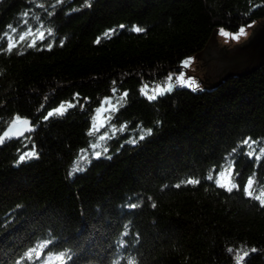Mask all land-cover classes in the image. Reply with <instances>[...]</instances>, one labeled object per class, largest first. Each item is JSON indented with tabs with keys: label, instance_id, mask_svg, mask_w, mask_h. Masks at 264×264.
Instances as JSON below:
<instances>
[{
	"label": "trees",
	"instance_id": "trees-1",
	"mask_svg": "<svg viewBox=\"0 0 264 264\" xmlns=\"http://www.w3.org/2000/svg\"><path fill=\"white\" fill-rule=\"evenodd\" d=\"M255 18L264 0H0V135L39 124L0 144V264H264V65L166 88Z\"/></svg>",
	"mask_w": 264,
	"mask_h": 264
},
{
	"label": "water",
	"instance_id": "water-1",
	"mask_svg": "<svg viewBox=\"0 0 264 264\" xmlns=\"http://www.w3.org/2000/svg\"><path fill=\"white\" fill-rule=\"evenodd\" d=\"M251 29L248 38L233 47H229L232 40L226 36L223 28L213 29L204 49L194 54L195 59L203 62L201 69L196 65L193 72L204 87L219 86L235 75L250 74L264 65V18L256 19ZM38 128L39 124L35 125L31 119L14 118L0 135L4 137L0 144L4 146L12 140H20Z\"/></svg>",
	"mask_w": 264,
	"mask_h": 264
},
{
	"label": "rangeland",
	"instance_id": "rangeland-1",
	"mask_svg": "<svg viewBox=\"0 0 264 264\" xmlns=\"http://www.w3.org/2000/svg\"><path fill=\"white\" fill-rule=\"evenodd\" d=\"M252 26L244 27L245 31L241 33L240 31H230L224 27L223 32L226 34L228 38H231L232 43L229 45V47H233L237 42H243L245 41L248 36L250 35L252 31ZM201 65H203L202 60H194L193 58L188 61L187 66H184L182 72L178 73L176 77L171 78L170 83L167 85L166 88H169L171 86H180L182 88H192L190 85L192 84H200L202 85L200 79L197 77V75L193 72L196 70V65L201 69ZM190 69V70H189ZM183 74V75H182ZM189 77H192L193 80H189ZM187 82V83H185ZM161 90H158V92ZM116 105L111 101L110 99L103 103L96 111L95 120L92 124V129L94 132H97L101 126H104L109 121V118L111 116L110 112L112 110H115ZM98 140H101V135L98 136Z\"/></svg>",
	"mask_w": 264,
	"mask_h": 264
},
{
	"label": "snow or ice",
	"instance_id": "snow-or-ice-1",
	"mask_svg": "<svg viewBox=\"0 0 264 264\" xmlns=\"http://www.w3.org/2000/svg\"><path fill=\"white\" fill-rule=\"evenodd\" d=\"M58 2H59V0H58ZM89 6H90V5H89ZM25 15H27V13H25ZM9 27H11V26H9ZM121 27H124V26L121 25ZM12 30L15 31V29H12ZM135 31L139 33V32H143L144 29L137 27V28H135ZM221 31H222V30H221ZM239 31H240L241 33H243V32L245 31L244 27H241V28L239 29ZM41 35L43 36V34H41ZM21 39H23V37H21ZM97 43H99V41H97ZM60 44H61V46H63V41H61ZM32 46H34V44H33V45H29V47H32ZM13 47H14V45L10 44V45H9V48H8V51L11 52V50H12ZM47 47H48V50H51V48L53 47V45L50 43V44H48ZM190 59H192V58H189V60H190ZM182 64H183L184 66H187L188 61H184V62H182ZM182 75H183V74H182ZM169 80H171V76H169ZM189 80H193V78H192V77H189ZM185 83H187V82H185ZM190 86L192 87V90H193V91H195V90L197 89V87H198V85H196V84H192V85H190ZM170 90H171V89H169V91H170ZM114 91H115V89H114ZM125 95H127V93H125ZM148 99L152 100V99H155V97H154V96H149ZM57 111H59V109H57ZM52 115H53V113H52V112H49V113H48V116H46L44 119H48V117H50V116H52ZM148 134H149V135L151 134V129L148 130ZM4 135L7 136V133H5ZM144 138H145L144 136H140V139H141V140H143ZM3 141H4V137H0V143H3ZM132 142H133V143H136L137 141L133 140ZM244 143L247 144L248 141L245 140ZM26 155L29 156V157H31V156H34L35 153H34V152H31V153H27ZM100 155H101L100 152H96V153H95V156H96V157H100ZM247 155H248L249 157H251V156H252V153L249 152V153H247ZM24 160H25V155H21V156L19 157V161L23 162ZM77 171H82V169H77ZM208 178L211 179V177H208ZM188 182H189V183H193V184H194V183H198V181H193V180H190V181H188ZM250 185H251V180H249V186H250ZM179 186H180V185H177V187H179ZM227 191L231 192V191H232V188H228ZM245 191H246V193H247V195H248L249 197L252 196V193L249 192V191H247V189H245ZM255 199L260 200L261 206L264 207V200H261L259 196L255 197ZM131 207L134 208V207H137V205H131ZM153 207H155V205H153ZM229 251L231 252L232 250L229 249ZM252 251H255V249H252ZM245 255H247V253H245ZM69 259H70V257H69ZM129 264H133V262L130 261Z\"/></svg>",
	"mask_w": 264,
	"mask_h": 264
}]
</instances>
